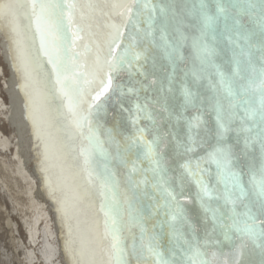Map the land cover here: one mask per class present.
Segmentation results:
<instances>
[{
    "label": "bare ground",
    "instance_id": "1",
    "mask_svg": "<svg viewBox=\"0 0 264 264\" xmlns=\"http://www.w3.org/2000/svg\"><path fill=\"white\" fill-rule=\"evenodd\" d=\"M22 2L0 16L19 264H115L114 245L122 264H264V122L246 115L264 101V0Z\"/></svg>",
    "mask_w": 264,
    "mask_h": 264
},
{
    "label": "snow or ice",
    "instance_id": "2",
    "mask_svg": "<svg viewBox=\"0 0 264 264\" xmlns=\"http://www.w3.org/2000/svg\"><path fill=\"white\" fill-rule=\"evenodd\" d=\"M22 7H23L22 0H15V3L11 2V0H9V2H7V3L3 2V0H0V16H3L5 13H10V14L14 15L15 10L22 8ZM39 7H40L41 12H46L50 8L51 9H61V12L63 14L62 7L59 3L40 4ZM74 7H75L74 3H67L68 9H72ZM36 8H37V4L35 3V0H31V9H32L33 13H35ZM127 10H128V12H131L132 8L129 7ZM68 20H69V24H71V13L70 12L68 14ZM50 26L53 28H57V29L60 27V25L55 20L50 21ZM120 35H121V33L117 29L116 35L113 37V43L119 39ZM72 36H73V41H75V39L80 38L79 34L77 32H73ZM56 71H57V74L59 76V71H60L59 67H57ZM64 79L67 80L68 77H65ZM57 83L60 84V83H62V81L58 78ZM75 84H76V81L73 80L72 84L65 86V94L69 95L70 99H71L70 90L73 89ZM109 84H110V80H109ZM107 90H108L107 87H105L103 89L104 92H106ZM98 96H99V94H98ZM98 96H97V98H98ZM246 115L249 117H252V118L257 117V115H258L259 120L261 122H264V101H262L260 109L258 111L256 109L251 110V112L246 110ZM149 154H151V153H149ZM153 162L156 164L159 163L158 161H153ZM258 196L260 197V199L258 201V209L257 210L261 213H264V185L261 186L260 191L258 193ZM173 199L175 200V197H173ZM105 215L111 219V208L110 207L106 210ZM112 223L114 224L115 220H113ZM109 227H110V225H109ZM248 232L252 235H255V233L251 232L250 228L248 229ZM113 249H114L113 258H114L115 264H122V255H121L122 250L117 245H114Z\"/></svg>",
    "mask_w": 264,
    "mask_h": 264
},
{
    "label": "rangeland",
    "instance_id": "3",
    "mask_svg": "<svg viewBox=\"0 0 264 264\" xmlns=\"http://www.w3.org/2000/svg\"><path fill=\"white\" fill-rule=\"evenodd\" d=\"M4 202L7 203L10 208L12 207V203L9 199L7 200V198H5L4 196L0 198V264H19L16 256L12 254L13 245L11 243V237L13 236L6 226V221L8 220V218L5 210L1 206ZM5 253H7V257H5ZM15 253V255H17V252ZM9 255L11 256V258Z\"/></svg>",
    "mask_w": 264,
    "mask_h": 264
}]
</instances>
